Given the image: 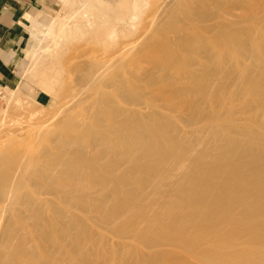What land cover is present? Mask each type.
<instances>
[{"label": "bare ground", "instance_id": "1", "mask_svg": "<svg viewBox=\"0 0 264 264\" xmlns=\"http://www.w3.org/2000/svg\"><path fill=\"white\" fill-rule=\"evenodd\" d=\"M171 2L168 20L203 36L158 30L175 59L149 78L133 71L155 64L149 48L131 64L84 63L71 91L96 107L82 125L44 136L41 162L0 155V264H264V0ZM102 3L88 12H145ZM21 185L7 207L3 189Z\"/></svg>", "mask_w": 264, "mask_h": 264}, {"label": "rangeland", "instance_id": "2", "mask_svg": "<svg viewBox=\"0 0 264 264\" xmlns=\"http://www.w3.org/2000/svg\"><path fill=\"white\" fill-rule=\"evenodd\" d=\"M96 1L66 0V5H62L60 0H55L47 25L39 31V44L36 48H31L30 41L27 43L28 59L24 56V61L18 69L24 70L22 79L15 86L0 85V155L3 154L2 157L21 152L25 160L35 159L41 162L44 159L42 146L46 145L44 141L42 142L44 136L82 125L84 118L96 107L93 105L95 95L84 93L76 97L71 91L73 77L79 74L84 63L91 62L89 64L95 67H101L102 64H108L111 67L131 64L139 61L145 49L149 48L155 64L149 66L148 62L147 64L144 62L139 69L133 70L137 74H146L149 78L158 71L155 67L156 62L162 60L161 67H166L175 59L168 54L166 46L159 44L158 36H156L158 30L160 33L168 31L167 34L175 31L183 36L188 35L187 37L203 36L201 28L185 31L181 28V24L176 26L174 18L173 21L168 20L165 7H169L171 0L164 5H161L164 0H144V2L140 0V4L145 8V14L143 13L139 19L122 22L107 12L89 13L90 4ZM214 1L183 0V3L190 7L206 5L210 7ZM98 2L115 8L120 0H98ZM80 8L87 10L84 17L76 15ZM235 13L236 11L230 12L231 15L229 13H222V15L232 20ZM72 17L73 19L70 20ZM95 22L108 26L110 33L106 36V40L114 42L111 43L110 48L107 45L103 46L104 42H101L103 45L98 44L100 40L95 38L96 34L92 31ZM64 23H67L66 27L63 26ZM161 26H163L162 30ZM36 32L35 30L34 33ZM122 33L130 36L122 37ZM46 79L55 82L51 81V85H45ZM16 86L18 89L14 90ZM158 94L160 95V89ZM65 114L69 116L68 119L63 117ZM80 142L87 143L85 135L81 137ZM76 182L79 187H82L81 189L87 186L83 179H77ZM25 188L26 186L21 185L19 188L3 189L10 196L6 206L22 202ZM16 219L22 221L21 217Z\"/></svg>", "mask_w": 264, "mask_h": 264}, {"label": "crops", "instance_id": "3", "mask_svg": "<svg viewBox=\"0 0 264 264\" xmlns=\"http://www.w3.org/2000/svg\"><path fill=\"white\" fill-rule=\"evenodd\" d=\"M54 3L55 0H0V85L15 86L22 79L24 70L18 69L24 56L28 59L27 43L30 41L31 48L39 44V31L47 25Z\"/></svg>", "mask_w": 264, "mask_h": 264}]
</instances>
